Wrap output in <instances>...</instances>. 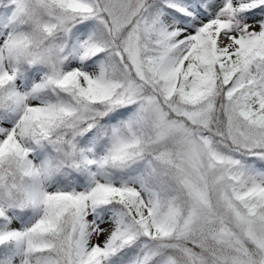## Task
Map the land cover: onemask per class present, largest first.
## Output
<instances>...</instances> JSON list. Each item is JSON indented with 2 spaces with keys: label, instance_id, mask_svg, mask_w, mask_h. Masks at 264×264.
Segmentation results:
<instances>
[{
  "label": "snow or ice",
  "instance_id": "1",
  "mask_svg": "<svg viewBox=\"0 0 264 264\" xmlns=\"http://www.w3.org/2000/svg\"><path fill=\"white\" fill-rule=\"evenodd\" d=\"M0 264H264V0H0Z\"/></svg>",
  "mask_w": 264,
  "mask_h": 264
}]
</instances>
